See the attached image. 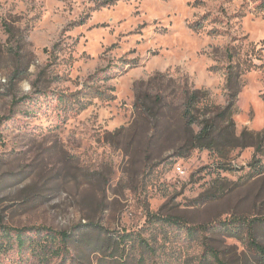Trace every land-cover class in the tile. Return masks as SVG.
Masks as SVG:
<instances>
[{
	"label": "rangeland",
	"instance_id": "obj_1",
	"mask_svg": "<svg viewBox=\"0 0 264 264\" xmlns=\"http://www.w3.org/2000/svg\"><path fill=\"white\" fill-rule=\"evenodd\" d=\"M230 67L236 135L250 136L188 152L183 92L223 108ZM263 96L264 0H0V264H119L89 248L93 227L141 234L155 264H197L204 244L257 264L245 231L221 226L264 217ZM167 217L209 230L192 240ZM2 228L89 236L45 263L42 234L19 249ZM253 236L264 247V224Z\"/></svg>",
	"mask_w": 264,
	"mask_h": 264
},
{
	"label": "trees",
	"instance_id": "obj_2",
	"mask_svg": "<svg viewBox=\"0 0 264 264\" xmlns=\"http://www.w3.org/2000/svg\"><path fill=\"white\" fill-rule=\"evenodd\" d=\"M192 27L196 28L197 25ZM250 66L253 65H249L245 71L251 70ZM225 87L227 90V101L223 108L208 105L205 103V99L201 101L199 96L204 95V92L200 90H185L183 92L184 110L181 117L184 130L183 146L187 148L188 152L193 150H207L222 153V150H225V148L235 149L244 146L241 145V142L246 139L247 135L250 136L246 132H242L239 136L236 135L232 116L239 93L240 77L232 73L231 67L227 69ZM156 99L158 100L160 98L157 96ZM200 109L203 110L201 117L194 115V113L199 114ZM194 125L199 126L197 132H194L192 128ZM255 140L257 145L264 143V130L255 136ZM249 145H252V143ZM157 221L161 222L164 226L185 230L187 237L192 240L195 236L209 230V226L190 227L181 218L167 217L157 219ZM263 224L264 217H253L251 219L236 218L221 227L224 229L223 231H226L230 235L242 234L245 231L249 239L248 246L256 257L257 264H264V247L258 244L253 236L255 226ZM93 228L91 230L93 232L96 230L98 236L94 245L89 247L93 252H103L107 249L111 252L109 257L114 258L115 254L120 256L119 264H146L150 260L151 264H155L154 259L156 258L157 249L147 239H144L141 234H127L124 232L118 237L107 236L104 239H99L100 232L95 227ZM2 231L7 233V236H9L8 234L10 232L16 233L15 241L19 249L25 248L26 245L37 244L31 238H25L23 236L24 232L30 231L42 234L41 241L44 242L41 243L43 244L42 248L45 250L40 253L42 255L40 258L45 263L53 256H62V262L64 263L67 256H69L70 246L75 245V243L78 246L86 243L88 238L85 236L89 234L82 233V237L76 241L67 232H55L49 228H24L19 230L2 228ZM232 231L234 232L231 233ZM155 240L156 238L152 237V241ZM128 245H130L129 251L126 250ZM204 247L205 252L199 258L197 264H227L220 258L218 251L209 247L207 244H204Z\"/></svg>",
	"mask_w": 264,
	"mask_h": 264
},
{
	"label": "built area",
	"instance_id": "obj_3",
	"mask_svg": "<svg viewBox=\"0 0 264 264\" xmlns=\"http://www.w3.org/2000/svg\"><path fill=\"white\" fill-rule=\"evenodd\" d=\"M175 171H176L177 174H179V175H181V174L184 173V171L182 170V168H181L179 165H177V166L175 167Z\"/></svg>",
	"mask_w": 264,
	"mask_h": 264
}]
</instances>
